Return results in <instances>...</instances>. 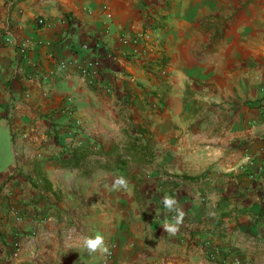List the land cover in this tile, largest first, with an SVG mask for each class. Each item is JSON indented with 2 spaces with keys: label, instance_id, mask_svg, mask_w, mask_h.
Wrapping results in <instances>:
<instances>
[{
  "label": "crops",
  "instance_id": "1",
  "mask_svg": "<svg viewBox=\"0 0 264 264\" xmlns=\"http://www.w3.org/2000/svg\"><path fill=\"white\" fill-rule=\"evenodd\" d=\"M237 257L264 259V0H0V264Z\"/></svg>",
  "mask_w": 264,
  "mask_h": 264
},
{
  "label": "clouds",
  "instance_id": "2",
  "mask_svg": "<svg viewBox=\"0 0 264 264\" xmlns=\"http://www.w3.org/2000/svg\"><path fill=\"white\" fill-rule=\"evenodd\" d=\"M118 185H124L125 180L123 178L119 179L117 181ZM177 204V201L173 197H165L164 198V206L166 209L171 210L175 205ZM177 212L179 213L174 220L170 222H166L163 227L166 231L175 234L177 231L179 224L182 220V217L184 215L183 211L177 209ZM83 245L85 248L89 250V252H95L97 249H99L101 252H106L107 248L104 243V237L100 234L95 235V237H85L83 240Z\"/></svg>",
  "mask_w": 264,
  "mask_h": 264
},
{
  "label": "built area",
  "instance_id": "3",
  "mask_svg": "<svg viewBox=\"0 0 264 264\" xmlns=\"http://www.w3.org/2000/svg\"><path fill=\"white\" fill-rule=\"evenodd\" d=\"M108 17L109 18L112 17L111 13L108 14ZM38 21L40 24H43L45 20L43 18H40ZM145 36H146L145 34H138L131 38L127 36H123L121 39L123 43L125 44H131V45L134 44L136 46L140 43L141 39H143ZM23 48H25V46ZM96 65H97L96 61H90L86 66L80 68L83 74L89 75L91 84L96 83L95 76H94V74L96 73ZM61 66L66 68L67 64L62 63Z\"/></svg>",
  "mask_w": 264,
  "mask_h": 264
},
{
  "label": "trees",
  "instance_id": "4",
  "mask_svg": "<svg viewBox=\"0 0 264 264\" xmlns=\"http://www.w3.org/2000/svg\"><path fill=\"white\" fill-rule=\"evenodd\" d=\"M134 147H138V145L134 144ZM142 148L147 150V148H145L144 146H142ZM85 152H86L85 150L84 151L77 150V151H75L73 153L71 158L63 159L62 162L65 163V164L66 163H72V164L79 163L82 160H84V158L86 157V153ZM146 155H148V154H146ZM147 160H148V158H146V161Z\"/></svg>",
  "mask_w": 264,
  "mask_h": 264
},
{
  "label": "rangeland",
  "instance_id": "5",
  "mask_svg": "<svg viewBox=\"0 0 264 264\" xmlns=\"http://www.w3.org/2000/svg\"><path fill=\"white\" fill-rule=\"evenodd\" d=\"M239 253V252H238ZM231 255V253H225V256H229ZM259 261H262V262H242L241 258L237 257L236 261L234 262L231 261V262H219L220 264H264V259L263 257H259Z\"/></svg>",
  "mask_w": 264,
  "mask_h": 264
}]
</instances>
